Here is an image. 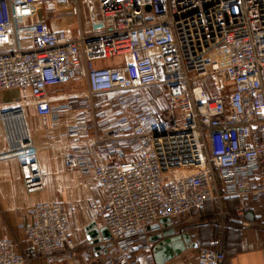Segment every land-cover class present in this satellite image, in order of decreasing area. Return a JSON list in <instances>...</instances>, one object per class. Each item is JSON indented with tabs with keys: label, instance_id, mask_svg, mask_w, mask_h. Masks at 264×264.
I'll list each match as a JSON object with an SVG mask.
<instances>
[{
	"label": "built area",
	"instance_id": "1",
	"mask_svg": "<svg viewBox=\"0 0 264 264\" xmlns=\"http://www.w3.org/2000/svg\"><path fill=\"white\" fill-rule=\"evenodd\" d=\"M80 1L66 0L77 10L76 31H90L76 35L37 20L46 0H0V90L28 91L47 127L75 103L55 107L49 90L84 73L86 114L64 131L75 143L64 164L96 181L103 196L89 201V224L109 237L77 243L61 206L40 202L25 243L0 239V264H142L131 257L139 246L156 264L150 238L163 226H152L189 223L196 209L228 197L239 199L236 217L245 222L264 202V0H85L88 27ZM113 59L116 67L100 64ZM154 88L167 101L155 109L146 97ZM101 94L113 97L116 114L99 121ZM32 147L26 130L8 153ZM183 171L191 173L176 176ZM224 261L223 239L199 253V264Z\"/></svg>",
	"mask_w": 264,
	"mask_h": 264
},
{
	"label": "crops",
	"instance_id": "2",
	"mask_svg": "<svg viewBox=\"0 0 264 264\" xmlns=\"http://www.w3.org/2000/svg\"><path fill=\"white\" fill-rule=\"evenodd\" d=\"M58 1L59 11L70 14L73 6L66 0ZM81 3L82 0L80 6ZM37 20H46L55 32L66 29L74 30L76 35L90 32L76 31L78 25L76 27L69 16L59 25H53L49 23L46 12L40 10ZM118 63V60H108L100 64L116 67ZM87 90L84 73L76 82L50 89L49 99L55 107L69 101L75 103L58 123L48 120L47 127L37 115L28 91L0 90V239L7 236L15 242L25 243L24 227L32 220V208L37 203L51 201L58 203L69 215L76 242L89 241L85 232L91 215L89 201L101 198L103 194L92 177L69 172L64 164L65 156L75 144L64 138V131L86 114L82 100ZM99 111L104 110L99 109L97 113ZM26 130L30 133L33 147L21 154L8 153L10 143L16 144ZM48 131L53 139L49 138ZM238 204L239 199L231 197L221 203L209 201L194 211L193 221L185 223L183 218H175L173 227L177 234L189 235L196 247L186 248L166 264H199L200 251L216 250L221 239L224 240L225 250L223 264H264V228L261 226L264 202L249 210L255 220L245 216V222L236 217ZM221 212L225 219L219 216ZM160 233L161 230H156L153 235ZM131 257L147 264L140 246L134 248Z\"/></svg>",
	"mask_w": 264,
	"mask_h": 264
},
{
	"label": "rangeland",
	"instance_id": "3",
	"mask_svg": "<svg viewBox=\"0 0 264 264\" xmlns=\"http://www.w3.org/2000/svg\"><path fill=\"white\" fill-rule=\"evenodd\" d=\"M85 0H82L81 6H80V12L82 16L83 23L85 27L88 26V21H89V16H90V11L88 9V6L84 2ZM58 0H46L45 5L42 7L41 12H46L48 16V21L50 24L53 25H59L62 23L65 19V17L69 16L71 17L72 21L75 23L74 25L77 27V22H78V16H77V10L75 7H72V10L69 13H64L59 11L60 10V3H58ZM69 14V15H68ZM116 60V59H113ZM117 61V60H116ZM225 85L228 88V91L230 90V80L225 79ZM202 86L204 87L205 90H208L210 93V96H215L216 94V85H215V79L212 77H207L202 81ZM146 97L151 100V107L153 109L157 108L158 106L164 105L167 101L164 96V91L160 88H154L150 90L147 94ZM94 106L97 109L96 115L97 119H103V118H110L112 116H115L116 114V108L113 104V97L106 95V94H101L97 95L94 98ZM104 110V111H99L98 110ZM191 171H183L179 172L176 176L181 177L183 175H188L190 174Z\"/></svg>",
	"mask_w": 264,
	"mask_h": 264
},
{
	"label": "water",
	"instance_id": "4",
	"mask_svg": "<svg viewBox=\"0 0 264 264\" xmlns=\"http://www.w3.org/2000/svg\"><path fill=\"white\" fill-rule=\"evenodd\" d=\"M245 216L252 221L255 220L252 211L246 212ZM170 223V218H163L160 220L159 224H156L150 228V230H156L159 229L161 225L164 228L160 234L154 235L150 238V241H157V245L154 247V257L156 264H166L175 256L183 253L186 248L190 246L196 247V245H192L189 235H178L174 228L169 227ZM94 227L95 223H90L85 228V232L89 241L97 238L100 233L104 238L109 237V233L106 228L101 229V231L99 232Z\"/></svg>",
	"mask_w": 264,
	"mask_h": 264
}]
</instances>
